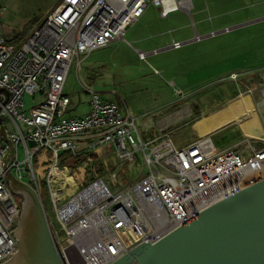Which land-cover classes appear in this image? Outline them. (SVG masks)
Segmentation results:
<instances>
[{
  "label": "built area",
  "instance_id": "built-area-1",
  "mask_svg": "<svg viewBox=\"0 0 264 264\" xmlns=\"http://www.w3.org/2000/svg\"><path fill=\"white\" fill-rule=\"evenodd\" d=\"M150 5L165 19L181 10L191 13L193 0H61L20 43L5 38V9L0 8V119L14 144L9 170L36 192L53 244L65 264H72L64 252L67 246H73L80 257L74 264H114L264 180V125L260 120L262 138L243 133V140L234 147L217 150L208 137L182 145L161 137L144 138L141 119L129 112L119 95L111 101L87 89L88 111L70 114L71 99L64 92L70 70L75 66L80 73L92 52L123 39ZM181 46L174 42L172 48ZM138 54L146 59L145 52ZM240 80L235 74L230 77V82ZM240 90L238 96L249 97L259 114L264 107V84L245 85L244 92ZM26 95L35 101L28 109ZM9 150L0 134V264L19 250L12 232L20 206L4 171ZM64 153L73 160L86 157L88 176L68 198L63 192L70 183L63 179L60 162ZM99 153L105 159L103 172L91 164L92 156ZM40 154L48 157L42 162L48 164L42 182L34 165ZM106 154L110 157L105 158ZM137 160L142 164L140 174L122 185L120 169ZM106 174L110 175L108 182ZM43 189L49 191L53 218L46 209Z\"/></svg>",
  "mask_w": 264,
  "mask_h": 264
},
{
  "label": "rangeland",
  "instance_id": "rangeland-1",
  "mask_svg": "<svg viewBox=\"0 0 264 264\" xmlns=\"http://www.w3.org/2000/svg\"><path fill=\"white\" fill-rule=\"evenodd\" d=\"M60 1L0 0V8L5 9V38L27 36ZM263 18L264 0H193L190 15L177 11L166 19L160 17L157 7L150 5L123 39L92 52L80 73L75 66L70 70L64 89L72 100L70 114L87 111L90 95L86 90L91 89L108 99L119 95L129 112L141 119L144 138L161 137L182 145L208 137L215 149L221 150L240 143L243 133L262 135L264 107L256 114L250 98L248 110L232 100L238 97L239 89L244 92L245 85L264 84V20L249 24ZM196 36L203 39L192 42ZM174 42L182 46L173 49ZM164 49L167 50L148 55L145 60L138 56V51ZM234 74L242 80L230 82ZM24 99L25 109L35 105L30 95ZM245 154L242 152L241 156ZM18 155L21 160L24 158L22 146L18 147ZM109 157L110 154L105 155ZM47 158L40 154L38 163L34 162L40 182L48 165L42 162ZM78 159L61 157L63 179L72 180L67 179L70 185L63 192L65 197L75 194L88 178L86 157ZM104 160L103 155L95 154L91 164L103 172ZM107 164L110 170L111 163ZM141 169L140 160L123 165L119 182L126 185L136 180ZM104 179L110 181V175ZM15 198L22 205L23 196L15 194ZM43 199L53 218L46 189Z\"/></svg>",
  "mask_w": 264,
  "mask_h": 264
},
{
  "label": "water",
  "instance_id": "water-1",
  "mask_svg": "<svg viewBox=\"0 0 264 264\" xmlns=\"http://www.w3.org/2000/svg\"><path fill=\"white\" fill-rule=\"evenodd\" d=\"M201 39L196 36L192 42ZM0 126L2 139L10 147L4 161L7 183L14 195L23 196L12 232L19 250L5 264H65L53 244L36 192L9 170L14 144L1 119ZM114 264H264V180L212 206L157 243L137 247Z\"/></svg>",
  "mask_w": 264,
  "mask_h": 264
},
{
  "label": "bare ground",
  "instance_id": "bare-ground-1",
  "mask_svg": "<svg viewBox=\"0 0 264 264\" xmlns=\"http://www.w3.org/2000/svg\"><path fill=\"white\" fill-rule=\"evenodd\" d=\"M232 101H233V103H235L237 101L240 105H243L246 109L248 107V103L252 104V102L250 101L249 97H247V96H238L235 99H233ZM248 116H249V114H248ZM262 136H263V134L262 135H257L255 137L262 138ZM68 180L72 181L70 177H68ZM64 252H65L66 258H67V260L69 262H71L72 264H74L75 262L78 263V260L80 259V257H79L77 251L75 250V248L73 246H67L65 248Z\"/></svg>",
  "mask_w": 264,
  "mask_h": 264
},
{
  "label": "crops",
  "instance_id": "crops-1",
  "mask_svg": "<svg viewBox=\"0 0 264 264\" xmlns=\"http://www.w3.org/2000/svg\"><path fill=\"white\" fill-rule=\"evenodd\" d=\"M181 11H182V10H181ZM183 12H185V13H187V14L190 15V13H188V12H186V11H183ZM174 13H175V12H174ZM171 14H172V13H171ZM171 14H170V15H171ZM170 15H169V16H170ZM169 16H168V17H169ZM168 17H167V18H168ZM141 19H142V18H141ZM141 19H140V20H141ZM162 19H163V18H162ZM165 19H166V18H165ZM140 20H139V21H140ZM127 32H128V31H127ZM165 50H167V49H164V51H165ZM157 51H159V50H154V51L151 52V53H146V52H145V53L147 54L146 57H147L148 55L158 54V53H156ZM138 52H139V51H138ZM138 56H139V54H138ZM103 97H104V96H103ZM104 98H105L106 100H111V101H115V100H116V98H114V99H108V98H106V97H104ZM70 99H71V98H70ZM88 105H89V103H88ZM71 106H72V100H71V105H70V109H69V111L72 110V109H71ZM87 111H88V109H87ZM87 111H85L83 114H85ZM83 114H82V115H83ZM202 119H204V118H202Z\"/></svg>",
  "mask_w": 264,
  "mask_h": 264
},
{
  "label": "trees",
  "instance_id": "trees-1",
  "mask_svg": "<svg viewBox=\"0 0 264 264\" xmlns=\"http://www.w3.org/2000/svg\"><path fill=\"white\" fill-rule=\"evenodd\" d=\"M38 24V23H37ZM37 24H35V25H37ZM34 25V26H35ZM25 34L24 35H22V36H19V37H17L16 39H14V40H8V42L9 43H20L24 38H25ZM64 156H69L67 153H64V154H62L61 155V157H64ZM77 160H79V159H77ZM35 162H36V159H35ZM20 206V205H19Z\"/></svg>",
  "mask_w": 264,
  "mask_h": 264
}]
</instances>
